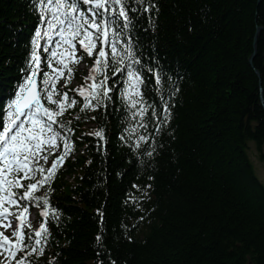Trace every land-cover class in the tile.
I'll use <instances>...</instances> for the list:
<instances>
[{"label":"trees","instance_id":"obj_1","mask_svg":"<svg viewBox=\"0 0 264 264\" xmlns=\"http://www.w3.org/2000/svg\"><path fill=\"white\" fill-rule=\"evenodd\" d=\"M155 4L131 13L133 35L163 70L168 126L142 157L121 140L129 121L115 96L106 110L77 103L74 154L50 182L59 219L36 264H264V185L248 154L253 142L264 163V0ZM37 21L31 0H0V95L20 78Z\"/></svg>","mask_w":264,"mask_h":264},{"label":"snow or ice","instance_id":"obj_2","mask_svg":"<svg viewBox=\"0 0 264 264\" xmlns=\"http://www.w3.org/2000/svg\"><path fill=\"white\" fill-rule=\"evenodd\" d=\"M31 4L38 24L23 75L0 107V264H36L35 257L44 253L50 236L47 220L33 229L28 221L31 207L40 208L42 217L59 219L50 204V181L74 150L73 121L64 117L80 101L69 96L66 86L74 75L73 65L85 54L94 58L86 83L71 90L82 98L80 110H106L115 96L129 121L121 140L138 155L153 156L156 133L163 132L171 119V105L163 95L167 84L163 70L143 59L133 35L138 17L131 13L157 9L155 0H31ZM61 78L63 85L58 87ZM150 86L160 93L159 107L148 95ZM150 123L151 133L143 131ZM104 131L101 125L89 134L99 138L97 143L106 142Z\"/></svg>","mask_w":264,"mask_h":264},{"label":"rangeland","instance_id":"obj_3","mask_svg":"<svg viewBox=\"0 0 264 264\" xmlns=\"http://www.w3.org/2000/svg\"><path fill=\"white\" fill-rule=\"evenodd\" d=\"M264 152V147H263ZM249 158L254 166L255 173L258 177V179L263 183L264 185V163H261L258 159V155L256 152V148L253 142H249V150H248Z\"/></svg>","mask_w":264,"mask_h":264},{"label":"water","instance_id":"obj_4","mask_svg":"<svg viewBox=\"0 0 264 264\" xmlns=\"http://www.w3.org/2000/svg\"><path fill=\"white\" fill-rule=\"evenodd\" d=\"M262 31V29L261 28H259L258 30H257V34H256V36H258V34L260 33ZM257 39H255V41H254V43H253V54H252V56H251V59L252 58H254V57H256V53H257Z\"/></svg>","mask_w":264,"mask_h":264}]
</instances>
